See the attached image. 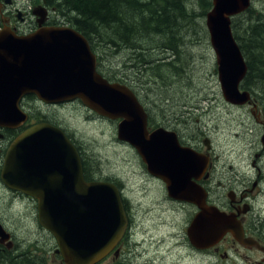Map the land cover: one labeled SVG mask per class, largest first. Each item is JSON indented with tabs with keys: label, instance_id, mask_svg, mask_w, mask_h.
<instances>
[{
	"label": "water",
	"instance_id": "water-1",
	"mask_svg": "<svg viewBox=\"0 0 264 264\" xmlns=\"http://www.w3.org/2000/svg\"><path fill=\"white\" fill-rule=\"evenodd\" d=\"M251 3L213 0L206 17L223 97L233 105L252 102L251 93L240 90L248 65L232 30V17ZM44 21L43 15L39 22ZM31 94L47 104L81 99L102 116L123 119L119 139L135 147L150 173L166 182L170 197L199 208L187 229L195 248L207 249L232 232L241 244L264 250L245 238L234 217L207 204L201 187L192 182L206 162L181 146L176 133L163 128L149 132L147 114L136 95L97 72L96 57L82 34L73 29H42L29 36L0 32L1 127L16 128L26 122L28 116L19 105ZM2 177L6 185L38 201L40 224L55 237L66 264L98 263L127 229L119 189L111 183L87 182L76 147L51 124L29 128L11 144Z\"/></svg>",
	"mask_w": 264,
	"mask_h": 264
},
{
	"label": "flooded vegetation",
	"instance_id": "flooded-vegetation-1",
	"mask_svg": "<svg viewBox=\"0 0 264 264\" xmlns=\"http://www.w3.org/2000/svg\"><path fill=\"white\" fill-rule=\"evenodd\" d=\"M137 1L139 5L136 4V6L151 3L150 0ZM193 2L195 5L194 9L198 8V0H193ZM255 2L248 11L232 19V24L235 29L247 30L248 27L254 28L259 26L258 24L246 22L250 17H259L262 6L259 2H257L256 6ZM38 7H44L46 10L45 13L47 14L46 22L42 24L38 22V14H40ZM65 26L66 24L60 22L58 19L57 8L49 5L47 0H0V32L6 29L18 35H29L40 29ZM86 35L87 37H85L88 39L93 52L97 56L99 72L109 78L115 72L112 61L117 52L115 46L109 44V46L103 47L100 41L94 38L93 35L91 36L88 33ZM238 38L241 45L247 42L243 36H238ZM132 47V44L128 45L129 49H132ZM157 50H162L160 59L162 63L174 62L175 53L173 49V54L169 50ZM138 58L140 57H131L129 62ZM125 68L128 71L137 69L136 65L134 67L133 64L129 66L125 65ZM129 79L130 74L122 80L129 81ZM132 90L148 113L149 131L152 132L157 128H164L176 133L181 146L193 149L199 158L206 162V167H204L203 172L200 176L193 177L192 182L201 187L207 204L216 207L232 219L235 218L243 228L245 236L257 241L259 246L264 249V102L254 97L252 104L237 106L251 107L250 116L252 118L251 122L247 118H242L243 123L238 125L241 136L245 138V141L241 144L242 150L239 157L235 160V163L238 165L237 168L233 163H229L223 154L218 152L219 146H222L221 140L212 139L207 133V128L204 132H198L197 134L193 132L190 135L188 132L184 133V129L178 131L176 128L170 129L161 126L160 122L163 118H160L157 113L153 115L150 112L154 109L150 105V94L149 96L147 94L146 96L138 95L134 88ZM158 96H160V93H158ZM160 97L168 102L166 95L163 94ZM36 103H40L41 105L37 106ZM70 104L76 105L82 111H86L88 119L90 120L100 118L105 123L117 124L115 121L91 112L81 103L73 102ZM65 105L62 104L60 106L64 107ZM44 106L58 107L56 105L46 104ZM21 107L28 113V121L17 129H0V264H53L50 249L53 242L52 238L55 241L53 244H56V250L54 252V256H56L54 258H59L60 264H66L62 254L58 251L57 241L40 224L38 201L21 191L7 186L3 182L2 170L10 144L21 133L36 124L47 122L63 129L73 141V144L82 157L84 155V147L78 138H75L76 133L72 128L68 126L64 127L59 121L52 120L48 117L46 111L49 109L46 108L44 110L43 103L35 96L25 98L21 102ZM123 147L132 149L126 143L123 144ZM132 150L136 158L142 162L141 175L146 181L150 185L153 182H158L167 189L163 180L152 177L147 165L138 156L136 151L134 149ZM82 160H84L83 167L87 181L109 182L117 186L122 193L124 210L128 217L127 230L122 239L116 244L108 256L96 264H106L110 259H112L110 264H132L131 259H127L125 254L129 253L130 247L135 248L138 245L137 243H139L137 240L139 237L138 222H141V215L135 210V202L130 197V189L117 176L99 173L96 169L90 168L88 164L86 165L84 158ZM157 199V207H162L166 211L183 212L185 217H187L185 231L182 235L186 237L187 243L182 242V244L191 247L189 256H202L209 264H264V251H261L256 245H242L235 239L233 233H227L218 244L204 251L195 250L190 244L186 230L193 217L198 213V207L187 202L171 199L167 190L166 193L159 190ZM15 216L18 217L20 226L12 220ZM32 222L39 230L35 235H32L25 228V225L30 227Z\"/></svg>",
	"mask_w": 264,
	"mask_h": 264
},
{
	"label": "rangeland",
	"instance_id": "rangeland-1",
	"mask_svg": "<svg viewBox=\"0 0 264 264\" xmlns=\"http://www.w3.org/2000/svg\"><path fill=\"white\" fill-rule=\"evenodd\" d=\"M171 1L175 3V0ZM181 1L177 0L176 3ZM191 11L193 10H188V15ZM194 12H199V8H195ZM163 13L160 12V16ZM147 17L149 16L146 14ZM198 21L201 26L199 24L192 26L191 36L187 37L190 35L187 34L183 37L181 54L185 60V71L181 76L173 70L169 71L168 65L160 61L162 50H157L160 49L158 48L160 44H156L157 40H154L149 46L150 49L138 46L139 42L135 43L139 49L134 46L132 49L125 48L118 52L117 49L120 48H115L117 52L112 59L115 72L109 78L122 80L130 74L129 81L120 82L130 85L138 95L150 94V105L154 108L150 112L153 115L157 113L163 118L160 122L161 126L176 128L178 131L184 129V133L188 132L190 135L193 132L196 134L204 132L207 128V133L212 139L221 140L222 146H219L218 152L238 168L235 160L239 157L241 144L245 141L238 125L243 123L242 118L252 121L251 107H237L225 101L218 80L216 57L204 26L205 18H198ZM140 29L145 32V24ZM193 29L196 30V34ZM235 33L237 37H244L243 30L239 28L235 29ZM163 49L173 54L170 43L166 47L163 46ZM135 56L140 58L129 62L130 58ZM131 64L134 67L136 65L137 69L126 70L125 65ZM147 66L154 70L151 68L146 70ZM172 68L175 70L174 66ZM153 72L156 73L157 79H154ZM251 90L256 95L254 97L263 102L264 94L257 88ZM158 93L160 96L166 95L168 102L158 96ZM36 105L41 104L36 103ZM46 108L49 109L46 113L50 119L59 121L64 127L68 126L75 131V138H78L84 147L83 156L86 165L99 173L117 176L130 189L135 210L141 215V222H138L139 243L135 248L130 247L129 253L125 254L127 259H131L132 264H209L202 256H189L191 247L182 244V242L187 243L186 237L182 236L187 217L183 212L166 211L162 207H157L159 190L166 193V189L158 182L150 185L141 175L142 162L136 158L132 149L123 147L124 142L118 139L117 124L105 123L100 118L90 120L87 112L76 105L66 104L64 107L53 108L43 104V109ZM12 220L17 225H21L17 216ZM25 228L32 235L39 232L33 222L30 227L25 225ZM52 241L55 242L53 238ZM53 242L50 248L52 262L60 264V259L54 258L56 244L54 245ZM111 261L112 259L108 260L106 264H110Z\"/></svg>",
	"mask_w": 264,
	"mask_h": 264
},
{
	"label": "trees",
	"instance_id": "trees-1",
	"mask_svg": "<svg viewBox=\"0 0 264 264\" xmlns=\"http://www.w3.org/2000/svg\"><path fill=\"white\" fill-rule=\"evenodd\" d=\"M47 1L60 10L67 23L83 34L93 35L103 47L111 44L115 48H120L117 50H122L125 47L128 48L132 42L133 47L140 46L150 49L152 41L157 40L156 44H160L158 48L163 49V46L166 47L170 43L175 53V60L173 58L174 62L166 65L169 71L177 72L178 76L185 71V60L181 54L183 37L187 34H190L187 37L191 36L192 26L198 24L201 26L198 18L204 17L211 6L209 0H198L199 12H194L193 0H182L181 3H176L177 0L174 1L175 3L171 0H150L151 3L142 6H136V4L139 5L137 0ZM189 9L193 10L190 15H188ZM160 12H164L163 19H161ZM146 14L149 17L146 18ZM246 22L259 26L243 30L244 38L249 43L241 45L249 67L247 81L244 82L243 87L247 90L257 88L264 94V14L258 18L250 17ZM144 24L145 32L140 29ZM194 33L196 34V30ZM136 42H139L138 46ZM143 64L145 65V61ZM149 65H151L150 62ZM150 68L147 66L146 70H151ZM153 73L155 74L154 79L157 78L156 73ZM91 162L94 164L93 161Z\"/></svg>",
	"mask_w": 264,
	"mask_h": 264
},
{
	"label": "bare ground",
	"instance_id": "bare-ground-1",
	"mask_svg": "<svg viewBox=\"0 0 264 264\" xmlns=\"http://www.w3.org/2000/svg\"><path fill=\"white\" fill-rule=\"evenodd\" d=\"M243 56H244V54H243ZM244 60H245V62H246V64H247V60L245 59V56H244ZM248 65V64H247ZM157 79V78H156Z\"/></svg>",
	"mask_w": 264,
	"mask_h": 264
}]
</instances>
